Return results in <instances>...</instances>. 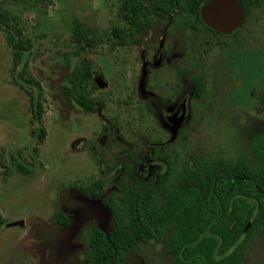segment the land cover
I'll return each mask as SVG.
<instances>
[{
	"label": "rangeland",
	"instance_id": "rangeland-1",
	"mask_svg": "<svg viewBox=\"0 0 264 264\" xmlns=\"http://www.w3.org/2000/svg\"><path fill=\"white\" fill-rule=\"evenodd\" d=\"M119 3L0 0L33 45L15 67L0 27V264H85L87 226L95 224L107 232L112 228L103 201L112 179L102 171L113 166L123 141L140 142L147 156L157 138L173 132L162 119V109L141 119V99L125 104L132 85L141 83L143 68L138 49L112 47ZM77 23L92 29L94 45L82 49L73 42ZM257 29L258 35L264 34V19ZM246 41L227 51L214 47L203 56L197 69L207 75V87L200 101L190 99V78L183 86L189 114L184 123L187 139L176 144L181 161L200 155L256 161L251 140L264 130V43L244 48ZM190 56L188 52V65L194 68L197 59ZM85 63L108 83L94 89L92 111L67 92L69 76ZM22 71L40 85L42 138L32 134L38 127L26 90L32 87L14 81ZM167 80L162 73L160 82ZM20 161L35 163L30 174L20 172ZM145 174L150 175L148 170ZM101 178L107 181L101 198L80 188ZM59 211L70 217L69 225L55 222ZM16 221L24 222L12 225ZM253 244H264V236ZM129 259L135 264H168L165 249L151 243L134 250Z\"/></svg>",
	"mask_w": 264,
	"mask_h": 264
},
{
	"label": "trees",
	"instance_id": "trees-1",
	"mask_svg": "<svg viewBox=\"0 0 264 264\" xmlns=\"http://www.w3.org/2000/svg\"><path fill=\"white\" fill-rule=\"evenodd\" d=\"M46 1V0H39ZM207 0H120L119 20H125V28L115 25L112 29L114 45L116 38L126 35L133 37L145 20L154 13L164 18L175 14L183 15L187 20L203 21L202 5ZM246 6L245 0H240ZM0 27L13 53L15 67L22 62L24 55L32 51L30 37L24 32L18 18L11 10L0 5ZM90 27L77 23L73 28V42L79 48L94 45ZM112 45V47H114ZM74 77L69 76L67 92L71 95V83H75V99L90 108L86 98L88 83L92 79L91 68L84 64L77 68ZM14 81L26 88L38 127L32 130L34 136L43 137L45 129L41 124V89L39 82L26 77L22 71ZM195 97L204 90L201 77L194 79ZM74 94V93H73ZM252 150L256 161L240 157L237 160L224 157L191 156L182 170L171 171L155 186L152 179L146 180L125 166L115 189L107 192L105 205L112 215V228L109 232L92 226L85 233L88 251V264H135L130 254L153 240L159 243L172 242V253L176 264H201L212 261L208 249L203 245L219 243L228 245L238 243L241 238L250 237L256 230L264 227V133L254 136ZM35 164L19 162V170L30 174ZM7 166V165H5ZM87 195L101 196L104 191L103 179H92L81 184ZM255 198V199H254ZM233 207L232 211L229 208ZM212 209L216 210L213 217ZM56 218L68 225L63 212H57ZM252 226L246 231L248 223ZM215 231L200 235V229ZM234 229L231 232V229ZM171 230L168 234L167 230ZM240 257L236 256L235 260Z\"/></svg>",
	"mask_w": 264,
	"mask_h": 264
},
{
	"label": "flooded vegetation",
	"instance_id": "flooded-vegetation-1",
	"mask_svg": "<svg viewBox=\"0 0 264 264\" xmlns=\"http://www.w3.org/2000/svg\"><path fill=\"white\" fill-rule=\"evenodd\" d=\"M245 1L244 23L229 31L215 29L209 26L204 20L202 22L187 20L183 15L175 14L169 18H164L153 13L148 20L143 22L141 28L136 30L133 37L123 35L116 38V44H112L114 47L130 48L131 51L135 49L139 50V57L143 68L141 83L132 85L131 94H128L125 99V104H134V101L141 99V101L138 102L140 103L138 110L141 119L144 118L146 114L153 115L157 107L162 109V119L173 129V132L171 134L168 133L169 136L167 138H157V140L152 143L150 153L147 156L144 155L145 148L140 145V142L131 143L126 140L123 141L121 149L115 153L117 157L112 164L113 166L109 167L107 171H102V173L106 172L108 174L107 177L110 176L112 179V184L109 187L110 190L115 189L116 183L120 177L118 172L125 171V164L135 171L137 176L146 180L152 179L155 186H160L162 179L166 177L169 172L182 170L187 165V161L191 157L188 160L181 161L178 148L176 147L178 140L184 141L187 139L184 123L189 114L188 95L186 94L187 90H183V86L187 83V79L190 78L191 80L189 89L190 99L191 101L198 102L203 98L207 87V75L199 72L197 69L200 63H204L203 56H206L214 47L223 51L231 50L235 44L241 45L243 39L244 41L247 40L244 42V48L253 42L264 43V34H257V25L264 19V0ZM125 25V20L119 21V26L125 28ZM243 28L245 29V33L242 35ZM188 52L191 55V59H197L194 68L188 65ZM87 65L91 68L92 72V79L88 83V92L86 94V98L91 105L90 108L88 109L81 106L75 99L74 95L77 87L74 86V82L71 83V92L74 93H72L71 96L81 107L88 111H92L95 105V100L92 96L95 91L94 89L105 87L108 83L105 76L102 75L100 71L94 70L89 64ZM76 70L73 71V77L75 72H77ZM162 73L168 77V80L163 83L160 82ZM99 75L104 77L101 83L97 81ZM196 77H201L204 81L203 93L198 98H196L194 94V79ZM262 133H264V130L254 134L252 140L254 136ZM145 165H148L146 169H144ZM147 170L150 175L145 174ZM103 180L104 191H106L107 181L106 179ZM104 194L101 196H89L101 198ZM106 198L107 195L103 197L104 203ZM232 210L233 207L231 205L229 211ZM212 213L214 217L217 212L212 209ZM65 215L69 220V225L70 217L67 214ZM54 217L58 225L66 226V224H63L62 221L56 218V215ZM92 226L97 225L89 224L86 232H88ZM251 226L252 223L249 222L246 231L249 230ZM170 231V229L167 230L168 234H170ZM210 231L209 229H200V235L202 236L201 240H203L205 232ZM233 231L234 229L232 228L231 232ZM211 232H213V230ZM85 233V253L83 259L85 264H88L86 260L88 247L85 241ZM213 233L216 232L214 231ZM260 235L264 236V227L260 230H256L248 238H241L238 243L233 242L228 245L213 243L212 245H203L202 248L206 247L208 251H210L208 253V256L212 257L210 264H264V244L260 246L253 244L255 238ZM171 243L170 239L166 243H159L156 242V240L151 242L152 245H161L165 249L168 256V264H176ZM201 256V264H209V261L203 259L205 256L203 253ZM236 256L240 257L237 261L235 260Z\"/></svg>",
	"mask_w": 264,
	"mask_h": 264
},
{
	"label": "water",
	"instance_id": "water-1",
	"mask_svg": "<svg viewBox=\"0 0 264 264\" xmlns=\"http://www.w3.org/2000/svg\"><path fill=\"white\" fill-rule=\"evenodd\" d=\"M201 15L209 26L218 30L229 31L244 23L245 8L240 0H207L202 5ZM103 80L104 77L99 75L98 83ZM109 216H111L110 212ZM23 222L16 221L12 225L23 224Z\"/></svg>",
	"mask_w": 264,
	"mask_h": 264
}]
</instances>
